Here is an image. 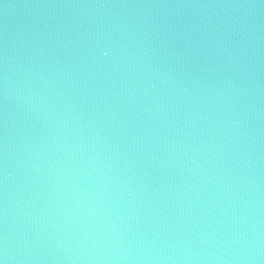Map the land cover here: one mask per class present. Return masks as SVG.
<instances>
[{"label": "water", "instance_id": "1", "mask_svg": "<svg viewBox=\"0 0 264 264\" xmlns=\"http://www.w3.org/2000/svg\"><path fill=\"white\" fill-rule=\"evenodd\" d=\"M0 264H264V27L0 0Z\"/></svg>", "mask_w": 264, "mask_h": 264}]
</instances>
